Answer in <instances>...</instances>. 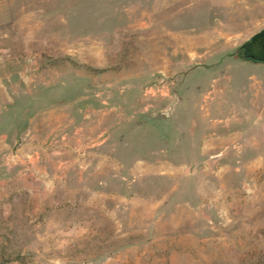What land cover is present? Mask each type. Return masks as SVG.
<instances>
[{
	"label": "rangeland",
	"instance_id": "rangeland-1",
	"mask_svg": "<svg viewBox=\"0 0 264 264\" xmlns=\"http://www.w3.org/2000/svg\"><path fill=\"white\" fill-rule=\"evenodd\" d=\"M263 29L264 0H0V264H264Z\"/></svg>",
	"mask_w": 264,
	"mask_h": 264
},
{
	"label": "flooded vegetation",
	"instance_id": "flooded-vegetation-1",
	"mask_svg": "<svg viewBox=\"0 0 264 264\" xmlns=\"http://www.w3.org/2000/svg\"><path fill=\"white\" fill-rule=\"evenodd\" d=\"M260 35H264V32ZM253 40H251V42H249V44L246 46V48L242 49V52H245L246 54H248L250 56V60L251 61H259V60H264V51H259V50H255L251 43Z\"/></svg>",
	"mask_w": 264,
	"mask_h": 264
},
{
	"label": "trees",
	"instance_id": "trees-1",
	"mask_svg": "<svg viewBox=\"0 0 264 264\" xmlns=\"http://www.w3.org/2000/svg\"><path fill=\"white\" fill-rule=\"evenodd\" d=\"M264 32V29L259 31L258 33L254 34L253 36H251L246 42H244L240 48L241 50V56L247 60H250V56L248 54H246L245 52H242V49L246 48V46L249 44V42H251V40H254L257 36H259L260 34H262ZM251 61V60H250ZM264 60H259V61H252V62H260L263 63Z\"/></svg>",
	"mask_w": 264,
	"mask_h": 264
},
{
	"label": "water",
	"instance_id": "water-1",
	"mask_svg": "<svg viewBox=\"0 0 264 264\" xmlns=\"http://www.w3.org/2000/svg\"><path fill=\"white\" fill-rule=\"evenodd\" d=\"M255 50L264 51V35L257 36L251 43ZM264 59V58H263ZM264 64V61H263Z\"/></svg>",
	"mask_w": 264,
	"mask_h": 264
},
{
	"label": "bare ground",
	"instance_id": "bare-ground-1",
	"mask_svg": "<svg viewBox=\"0 0 264 264\" xmlns=\"http://www.w3.org/2000/svg\"><path fill=\"white\" fill-rule=\"evenodd\" d=\"M242 3H243V2L239 1V4H241V5H242Z\"/></svg>",
	"mask_w": 264,
	"mask_h": 264
}]
</instances>
